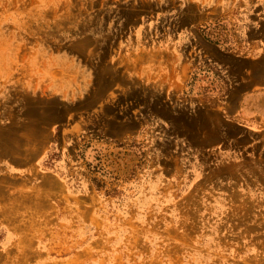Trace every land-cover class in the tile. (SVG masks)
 Masks as SVG:
<instances>
[{"label":"rangeland","instance_id":"374dc122","mask_svg":"<svg viewBox=\"0 0 264 264\" xmlns=\"http://www.w3.org/2000/svg\"><path fill=\"white\" fill-rule=\"evenodd\" d=\"M254 27L264 0H0V264H264V130L221 101Z\"/></svg>","mask_w":264,"mask_h":264},{"label":"crops","instance_id":"0c3cea01","mask_svg":"<svg viewBox=\"0 0 264 264\" xmlns=\"http://www.w3.org/2000/svg\"><path fill=\"white\" fill-rule=\"evenodd\" d=\"M251 29L249 37L243 39L250 43L249 49L244 54L233 56L236 62L249 69L244 73V80L227 84L221 101L226 107L224 115L227 121L244 130L260 132L264 130V41L256 40L261 29ZM220 51L228 55L224 50ZM208 62L211 63L209 59ZM212 63L217 65L214 60Z\"/></svg>","mask_w":264,"mask_h":264},{"label":"bare ground","instance_id":"6f19581e","mask_svg":"<svg viewBox=\"0 0 264 264\" xmlns=\"http://www.w3.org/2000/svg\"><path fill=\"white\" fill-rule=\"evenodd\" d=\"M176 119H177V117H176ZM179 121H180V119H179Z\"/></svg>","mask_w":264,"mask_h":264}]
</instances>
